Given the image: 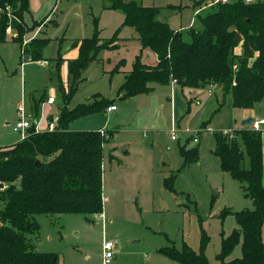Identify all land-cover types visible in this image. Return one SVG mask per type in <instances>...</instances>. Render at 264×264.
I'll return each mask as SVG.
<instances>
[{
    "label": "rangeland",
    "instance_id": "374dc122",
    "mask_svg": "<svg viewBox=\"0 0 264 264\" xmlns=\"http://www.w3.org/2000/svg\"><path fill=\"white\" fill-rule=\"evenodd\" d=\"M132 1L158 8V19L172 30H185L192 25L198 27L195 15L197 5L202 0ZM209 2L200 10L201 16L213 10L208 7ZM107 5V0H29L28 10L21 21L24 29L21 44L16 42L19 38L17 31L12 29L10 34L6 32L7 40L0 44V133L6 140V146L20 141L12 128L19 120L18 105L27 107L25 101H30L31 108L40 105V117L41 114L44 117L48 114L58 116L64 106L70 110L78 104H90L93 95L99 94L103 99L113 101L118 112L106 114L102 111L80 118L69 125L70 130H102L105 141H108V130L134 127L135 110L129 112L126 120L121 116L116 117L121 110L129 107L117 95L124 82L123 73L111 71L120 58L127 59L129 66L137 54V42L129 41L117 50H103L96 61H100L98 65H92L91 72L83 73L77 81L75 94L68 103L64 101L69 90L65 65L69 61V54L76 48L78 55L76 44L80 40L91 38L95 27L103 40L112 37L117 30V39L132 37L135 33L132 28L122 27L124 14L105 9ZM173 6L181 8L169 9ZM33 36L50 40L40 61H33L24 53V41ZM52 66L53 70L50 69ZM125 70L130 71V66ZM157 87L159 89L155 94L159 98V111L164 114V102L169 104L174 93L168 87ZM176 90L177 95L181 90L178 87ZM199 91L202 92H198V95H208L207 87ZM183 93L185 98L180 95L189 106L193 97ZM49 98L54 99L52 107L47 104ZM189 108L193 111L195 103ZM221 108V114L226 117L223 122L226 129H242L243 111L231 113L229 107ZM252 110L254 118L264 117V98ZM167 129L161 130L165 132ZM260 133L264 186V131ZM200 134V129L190 134L178 132L179 139L170 141L168 135L160 133L153 141L149 134L129 138L128 134L122 132L109 146L108 143L103 145L105 151L115 140L117 144L129 143L127 154L119 156L121 162L109 165L106 161L102 165L104 218L98 220L92 217L91 222H86L81 215H37L35 220L39 231L28 237L35 251L54 254L57 264H102L103 243L112 241L119 247L113 249L109 264H178L165 256L162 249L173 247L180 251L186 246L197 252L203 246L208 263L220 264L216 256L220 252L221 233L227 236L237 228L233 215L220 218L221 212L224 209L240 212L253 210L254 207L252 201L244 197L240 183L221 171L219 160L213 154V132ZM199 135L197 144L190 140L186 145L187 148L198 147L199 160L184 167L179 147L183 146L185 139H194ZM247 162L246 159L245 165ZM172 176L174 192L164 186V180ZM262 241L264 243V224ZM240 256L238 245L226 261Z\"/></svg>",
    "mask_w": 264,
    "mask_h": 264
},
{
    "label": "trees",
    "instance_id": "16d2710c",
    "mask_svg": "<svg viewBox=\"0 0 264 264\" xmlns=\"http://www.w3.org/2000/svg\"><path fill=\"white\" fill-rule=\"evenodd\" d=\"M107 1L109 5L105 9L124 14L122 27L135 31L140 46L118 89L121 99L149 94L151 84L165 86L174 80L181 87L191 89L215 84L233 109H252L263 100L264 0L251 3L230 0L227 4L211 6L213 10L201 16L200 10L207 1H215L202 0L195 15L198 27L192 25L178 31L158 19V8L145 7L132 0ZM28 4L29 0H0V44L7 40L8 27L17 31L16 42L21 44L23 14ZM176 8L181 7H169ZM117 35L118 30L109 39H100L95 27L91 38L76 44L78 55L67 62L69 90L64 101H70L78 79L97 61L99 54L117 48L114 45ZM236 36L240 41L235 40ZM49 43L47 38L33 37L24 53L33 61H40ZM144 50L157 57L155 65L141 61ZM123 66L124 61L120 60L111 73L120 72ZM92 100L70 110L64 106L57 117L56 130L34 133L33 125L27 138L12 147L0 148V264H57L54 254L35 251L28 238L39 231L37 215H81L86 222H91L92 217L102 214L103 145L110 140L105 141L97 131L69 129L72 122L113 106V101L99 94H94ZM39 106L32 108L33 119L39 118ZM209 123L210 119L201 127ZM235 132L234 140L213 132V154L219 160L221 171L240 183L244 197L252 201L254 208L221 212L220 218L232 214L237 228L227 236L221 233L216 258L220 264H264L262 134L244 127ZM113 135L114 131H108L107 139ZM190 140L186 139L179 147L184 167L199 160L198 147L186 146ZM164 181V186L174 192L173 176ZM238 245L241 256L226 261ZM161 252L178 264H209L203 246L197 252L186 246L180 251L170 247Z\"/></svg>",
    "mask_w": 264,
    "mask_h": 264
},
{
    "label": "crops",
    "instance_id": "0c3cea01",
    "mask_svg": "<svg viewBox=\"0 0 264 264\" xmlns=\"http://www.w3.org/2000/svg\"><path fill=\"white\" fill-rule=\"evenodd\" d=\"M145 7H147V6H145ZM175 31H178V30H175ZM36 32H33V33H36ZM33 37H31V38H33ZM30 39L25 40L24 42L30 41ZM129 41L137 42L135 44L137 45V54H138L140 46H139V42H138L136 33H134V35H132V37L127 36V38H118V40L114 43V45H116V47H117L114 50L120 49L122 45H126ZM136 55H134V56H136ZM76 56H77V48L73 50L71 55L69 54L68 60H73L74 58H76ZM133 58L135 59V57H133ZM134 59H132L131 63H129L130 69H131L132 64L134 62ZM120 60L124 61V66L120 68V72L123 73V81H124V77H125L126 73L129 72V70L128 71L125 70V69L129 68V66H127L128 60L125 58H120L118 61L116 60L117 63ZM141 61L144 64L152 66V65H155L157 63V57L151 51L144 50L141 53ZM99 62H93L90 65V67L92 65H98ZM65 66H66V71H67V64ZM90 67L87 70L89 72L92 71V70H90ZM50 69L53 70L54 67L52 66V67H50ZM95 69H97V68H95ZM110 71H109V73H110ZM95 74H96V72H95ZM157 86L168 87L171 90V92L173 91V93H174L173 99L169 100V102H168L169 104H166L164 102V106H163L164 107V114H162L159 111V109H160L159 108L160 107L159 98L156 95L157 93L155 94L157 89H159ZM150 87L152 88V92L149 94H141V95H137L135 97H131L129 99H125V103L127 104L126 106L129 107V109L124 108L123 111L121 110L120 115L116 114V117L120 118V116H121V119L123 118L126 120V116L129 114V112L131 110L132 111L135 110L134 119L136 120V122L134 123V127H130V128L125 129V130H118L116 128L113 130H108V131H114L113 137L109 139L110 141L108 143V146H109L110 142L114 138L117 139L119 134L122 132H124V134H126V135L128 134L130 136L129 138H131V137L134 138V136H137V135L139 136L140 134H149L151 139L154 141V140H156V138H158V135L160 133L166 134L170 137L168 131H170L171 129H176L177 133L183 132L185 129H189L191 131H195V130L197 131L200 129L201 130L200 135H202L204 132H210V131L214 132V130H218L221 128L226 129L227 127H225L223 124V122L226 120L225 119L226 117H224L221 114V110H222L221 107L222 106L223 107H229V109L231 110V113L232 112L234 113L235 110H238V109H233L231 107L229 99L224 98L220 91H217L216 93L214 91L212 94H208L207 96L205 95L204 92H203L204 94L198 95V92H202L199 90H201V88L204 90L205 87H200L197 89H191V88L181 87L177 83H174V84L170 83L169 85H165V86H161V85H157V84H151ZM177 87L181 91H180V93H178L176 95ZM183 92L187 93L190 97H193V99L189 101V106L192 103H195V109L193 111L189 108V106L186 105L188 102H185V100H184L185 95ZM218 97H221V98H218ZM25 102L27 104V107L25 105L27 113L28 114L32 113L30 101L29 102L25 101ZM130 103H133V104H131L129 106ZM21 106H23V108H25L23 104H19L18 108ZM50 106L52 107V105H50ZM113 106L116 107L115 111H107V109H106L104 112H106V114L117 113L118 107L115 104H113ZM46 107H49V106H46ZM241 111H243L242 112L243 113L242 114V122L244 120L248 119L249 117L254 118L252 109L241 110ZM167 113L169 115V118H167ZM48 115H50V114H48ZM48 115H46V116H48ZM56 115H58V114H56ZM56 117H58V116H56ZM177 118H180V119L178 120ZM209 119H210V123L207 126L201 127V124L203 122H206ZM261 119H264V117H262ZM254 120H260V119L254 118ZM41 121H42L41 125L43 127L44 122H43V120H41ZM242 122H241V126H242ZM167 123H168V126H166ZM8 125L9 124H6V126H8ZM162 128H164V129L168 128V129L165 130V132H162V130H161ZM205 128L206 129L210 128L211 130L205 131ZM200 135L198 138H200ZM178 139H179V136H177V140ZM177 140H174V141H177ZM170 141H173V140H171V138H170ZM4 142H6V140H4L3 135L0 133V148H9V147L13 146V145L6 146V144ZM198 142H199V139H198ZM120 146H122V147H120ZM127 146H129L128 141H126L123 144H117L116 140H115V143L112 142L111 147L110 148L108 147V149L107 150L105 149V151H104V159H103L102 165L103 164L105 165L106 161L108 162L109 165H111L113 163L115 164L116 162H119L121 160L120 157H122L123 154H127V151H129V150H126ZM123 151H125V153H123ZM120 152H122L121 155H120ZM102 199H103V195H102ZM102 214L104 215V212H102ZM114 244H115V249L119 247L117 243H114Z\"/></svg>",
    "mask_w": 264,
    "mask_h": 264
},
{
    "label": "built area",
    "instance_id": "2783aa9c",
    "mask_svg": "<svg viewBox=\"0 0 264 264\" xmlns=\"http://www.w3.org/2000/svg\"><path fill=\"white\" fill-rule=\"evenodd\" d=\"M245 3H251L253 2V0H244ZM228 2H230V0H215L213 2H209L208 7H211L213 5L216 4H227ZM6 11L9 12V8H6ZM11 28L8 27L6 29V32L8 34H10L11 32ZM29 41L24 42V45H26ZM22 54L23 51H22ZM22 66L24 64H21ZM171 83H176V81L172 80ZM208 89V94H212L214 91H216L217 86L215 84H209L208 86H206ZM47 104L48 105H53L54 104V99L53 98H49L47 100ZM116 107L115 106H110L108 107L107 111H115ZM18 116H19V120L13 125V132L17 133L19 135V139L20 141L24 140L25 138L28 137L29 135V129L32 128V126L34 125V133H43V132H52L54 130H56V126H57V117L56 116H52V119L50 118L51 115L49 116H39L38 119H33L31 117L30 114L25 113V110L23 108V106L18 108ZM50 118V119H49ZM41 120H43L44 122V126L42 127L41 125ZM35 122V123H34ZM251 130L255 131V132H262L264 131V119H260V120H253V123L250 127ZM206 131H210V129H206ZM236 130H232V129H223L221 131H218L222 136L227 137L229 140H234L236 138L235 136V132ZM190 132L195 133V131H191L189 129H185L184 133L186 134H190ZM101 136H105L104 135V131H100ZM169 135L171 140H177V130L176 129H171L169 131ZM107 139V138H106ZM192 142L194 144L198 143V137H195L194 139H191ZM97 217L98 220L104 218L103 214H100ZM115 248V244L112 241H105L103 243V257H102V264H109L112 260L113 257V249Z\"/></svg>",
    "mask_w": 264,
    "mask_h": 264
},
{
    "label": "water",
    "instance_id": "95a60500",
    "mask_svg": "<svg viewBox=\"0 0 264 264\" xmlns=\"http://www.w3.org/2000/svg\"><path fill=\"white\" fill-rule=\"evenodd\" d=\"M235 40H236V41H240V38H239L238 36H236ZM34 123H35V122H34ZM252 123H253V119L248 118V119H246V120H244V121L242 122V127H244V128H248V127H250V126L252 125ZM36 165H37V164H36Z\"/></svg>",
    "mask_w": 264,
    "mask_h": 264
}]
</instances>
